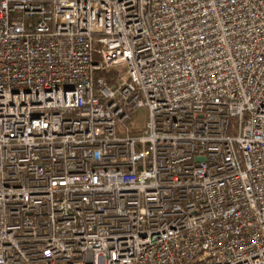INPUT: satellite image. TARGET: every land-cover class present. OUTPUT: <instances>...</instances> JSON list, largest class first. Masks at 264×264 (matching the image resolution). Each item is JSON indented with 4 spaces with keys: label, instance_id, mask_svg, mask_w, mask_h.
<instances>
[{
    "label": "built area",
    "instance_id": "2783aa9c",
    "mask_svg": "<svg viewBox=\"0 0 264 264\" xmlns=\"http://www.w3.org/2000/svg\"><path fill=\"white\" fill-rule=\"evenodd\" d=\"M191 262L264 264V0H0V264Z\"/></svg>",
    "mask_w": 264,
    "mask_h": 264
},
{
    "label": "rangeland",
    "instance_id": "374dc122",
    "mask_svg": "<svg viewBox=\"0 0 264 264\" xmlns=\"http://www.w3.org/2000/svg\"><path fill=\"white\" fill-rule=\"evenodd\" d=\"M107 72H110V73H113V74H118L119 77L123 76L124 73H125V66L124 65H117L113 68H111L109 71ZM105 76V75H103ZM136 115H134V122L137 123V124H140L142 125L145 121V111L144 110H138L136 113Z\"/></svg>",
    "mask_w": 264,
    "mask_h": 264
},
{
    "label": "trees",
    "instance_id": "16d2710c",
    "mask_svg": "<svg viewBox=\"0 0 264 264\" xmlns=\"http://www.w3.org/2000/svg\"><path fill=\"white\" fill-rule=\"evenodd\" d=\"M189 264H201V263H198V262H191Z\"/></svg>",
    "mask_w": 264,
    "mask_h": 264
}]
</instances>
